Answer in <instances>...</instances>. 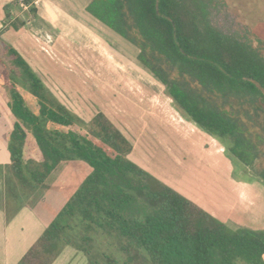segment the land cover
Segmentation results:
<instances>
[{
    "label": "trees",
    "instance_id": "1",
    "mask_svg": "<svg viewBox=\"0 0 264 264\" xmlns=\"http://www.w3.org/2000/svg\"><path fill=\"white\" fill-rule=\"evenodd\" d=\"M210 3L91 0L86 10L137 49V61L184 117L225 141L243 170L262 162L256 176L264 184V56L249 40L218 31ZM8 55L35 100L31 110L15 90L8 99L13 174L36 189L60 162L79 160L89 168L18 264H49L59 241L83 252L86 264H264V231L230 228L175 191L152 187L126 160L129 144L103 114L93 117L97 132L91 137L74 132L77 118L44 95L13 48ZM29 133L35 167L23 162ZM74 229L78 241L63 236Z\"/></svg>",
    "mask_w": 264,
    "mask_h": 264
},
{
    "label": "crops",
    "instance_id": "2",
    "mask_svg": "<svg viewBox=\"0 0 264 264\" xmlns=\"http://www.w3.org/2000/svg\"><path fill=\"white\" fill-rule=\"evenodd\" d=\"M90 1L0 0V66L12 64V57L8 55L9 48H13L26 63V58L32 57L36 61L33 62L36 66L34 75L40 80L43 93L49 100L62 105L80 121H92L96 114L101 113L120 130L123 126L118 119L128 118L132 112H138L137 106L146 103L148 110L159 108L160 104H152L154 97L159 101V93L150 88L139 87V78H130L121 72L123 68L119 46L136 48L86 10ZM19 36L28 40L26 42L30 47L29 52L26 51L28 49L24 43L22 47L14 45L13 37L19 41ZM114 45L118 47L117 50L113 49ZM73 53L78 54L75 57ZM136 55L137 49V61ZM84 59H88V63L92 60L96 66L94 68L99 71L85 79L77 75L78 80L85 86V93L78 94L63 81L57 82L54 77L51 78L56 69L71 71L69 67L77 63L80 65ZM104 60L108 62V70L100 74V64L105 67ZM140 66L151 78H155L146 68ZM113 67L117 68L116 72H113ZM4 76L5 73H0L1 79ZM6 79V84L0 85V264H18L73 194L64 200L61 196L62 189L69 186L68 179L71 178L72 168L69 162H60L41 186L32 189L28 196L24 191L26 201L19 202L15 193L13 196V189L22 184L17 178L14 180L11 177L14 174L7 147L11 121L8 106L10 96L7 94L9 79ZM155 80L158 81L156 78ZM12 83L11 79L10 93L13 90L19 92ZM90 99L97 101L96 107ZM175 109L180 112V119L183 120L181 111L177 107ZM182 123L184 129H190L202 138L200 142L204 140L213 144L219 152L226 151V142L222 139L203 131L192 121ZM201 145L202 148L207 146L202 143ZM42 186L52 196L38 192ZM78 186L79 184L74 191ZM9 196L12 197L11 200ZM225 224L232 228L228 221ZM49 264H86V257L72 246L62 245Z\"/></svg>",
    "mask_w": 264,
    "mask_h": 264
},
{
    "label": "rangeland",
    "instance_id": "3",
    "mask_svg": "<svg viewBox=\"0 0 264 264\" xmlns=\"http://www.w3.org/2000/svg\"><path fill=\"white\" fill-rule=\"evenodd\" d=\"M210 1L211 24L225 35L249 40L254 47L259 48L264 56V0ZM21 37L19 36V41L13 37L14 45L22 47L24 43L25 48L28 49L26 51L29 52L28 40L26 37H22L23 39ZM112 47L115 50L118 49L116 45ZM119 47L121 48V66L123 68L121 72L130 78L134 76L139 78L137 81L139 87L150 88L155 93H159V101L154 97L152 104L155 106L160 104L159 108L152 111L148 110V105L144 103L136 107L138 112H132L128 118L118 119L123 126V129L119 131L129 144V149L124 155L126 160L143 171L152 187L159 185L175 191L220 222L225 224V221H228L234 229L246 228L253 231H264V184L256 176L258 173L256 171L262 168V162H257L255 168L244 167L243 170L240 163L231 157L228 151L219 152L213 144H208L204 140L200 142L202 138L198 134L182 127L183 121L190 120L184 117L182 112L183 120L180 119V112L175 109L177 106L165 93L164 87L155 78H151L150 74L135 60L136 49ZM73 54L76 57L78 53ZM4 59L5 56H3V61ZM26 60L30 71L34 74L36 66L33 65V62H36L35 59L29 56ZM89 62L88 59H84L80 65L73 64L69 67L71 71L56 69L55 73L52 72L54 74H51V78L54 77L57 82L63 81L78 94L85 93V86L78 80L77 75L85 79L99 72L94 68L96 66L92 60ZM107 63L104 60L105 67L100 64V74L106 73L108 70ZM116 69L114 68L113 72H116ZM2 72L6 76L3 79L0 78V85L3 83L5 85L6 78L9 79L8 97L12 79V84H15L23 95L26 106L34 110L35 100L27 90L26 80L18 73L15 66L11 63L6 67L0 66V73ZM90 100L96 107L97 101ZM107 119L109 120V118ZM87 121L77 120L71 127L72 130L91 137V132H97V127L93 125L92 121ZM62 130L67 131L66 128ZM201 143L208 144V147L204 146L208 149L202 148ZM25 146L23 162L35 167L38 164V155L31 133L25 140ZM69 164L72 168V175L68 179L69 186L62 189L63 200L73 193L76 185L80 184L89 171L87 165L79 160H74ZM11 177L16 180L15 175ZM15 188L13 196L15 193L17 195L15 198H18L19 202L26 201L25 195L28 196L27 194L32 192V189L20 184ZM38 192L52 196L43 186L38 189ZM10 198L12 197L9 196V200H11ZM73 224L74 222L71 223V225ZM75 231V229L65 231L63 236L78 241ZM62 245H70L76 249L72 244L59 241L57 253ZM235 264L245 263L236 260Z\"/></svg>",
    "mask_w": 264,
    "mask_h": 264
}]
</instances>
